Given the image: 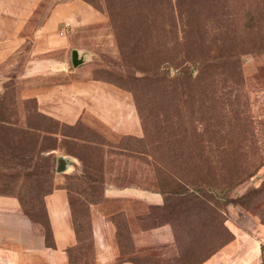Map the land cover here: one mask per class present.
Returning a JSON list of instances; mask_svg holds the SVG:
<instances>
[{"label": "rangeland", "instance_id": "1", "mask_svg": "<svg viewBox=\"0 0 264 264\" xmlns=\"http://www.w3.org/2000/svg\"><path fill=\"white\" fill-rule=\"evenodd\" d=\"M105 6V0L95 3L41 0L35 9L32 17L35 80L28 76L33 60L28 54L29 44L17 50L15 56L6 59L0 67V119L3 117L8 127L0 131V153L6 155L0 156V173L7 175L1 178L13 183V196L17 197L18 192L31 196L27 208L37 220L35 222H44L46 193L59 185L66 187L77 220L84 222V232L80 233V243L73 257L78 264H92L90 205L104 200L108 183L157 190L155 161L149 154L153 145L160 146L157 151L168 150L169 154L177 152L185 157L208 150L214 160L224 156L227 162L234 157L238 160L237 169L225 162L218 167L212 165L205 182L198 181L189 187L197 190L199 199L203 196L212 205L211 227L203 228L201 223L195 222L202 214L198 200L192 204L193 214L186 213V202L190 205L187 196L170 199L167 210L150 209L160 206L150 205L145 213L135 217L138 228L144 231L169 225L171 243L149 235L137 247L125 213L120 211L109 216L116 228L120 260L143 264H193L208 251L233 238L226 226L229 217L239 219L252 215L260 223L264 222V0H196L194 8L200 10L197 18L207 20L208 30H204L208 44L203 43L197 33L186 37L184 32L182 38L183 33L178 28L179 39L171 47L172 52L183 59L182 67L188 68L193 77L198 73V65L191 61L205 56L211 59V97L202 96L199 88L189 86L186 90H198L199 96L176 102L166 99L165 95L161 101L158 98L164 91L161 79L181 74L174 64L163 65L155 71L154 64L158 61L151 65L150 58L159 59L162 43L167 40L169 25L166 21L165 26L164 9L159 5L162 12L158 8L152 19L147 14L148 6L144 9L130 0H113L109 17ZM55 9L59 11V18L46 30L45 24ZM141 12L146 13L145 17L155 27L153 39L146 34L149 23L138 17ZM151 39L160 54L142 52ZM73 49L83 59L76 67L70 60ZM228 54L237 55L238 62L234 58H222ZM130 77H143L144 80L132 83ZM87 79L110 83L129 94L140 121L139 136L113 133L89 117L74 124L62 122L42 112L36 97L22 96L32 86L35 95L46 94L56 86ZM135 84L144 102L140 106L146 111L137 110L130 90ZM166 90L172 91L173 87ZM159 109L160 117L150 114ZM28 121L35 131L30 132L25 127ZM145 130L151 131L153 136H145ZM19 131L28 134L22 135ZM61 134L76 135L83 140L66 139ZM65 141L72 149L70 153L66 152ZM22 151H31L33 156L19 164L14 154ZM60 156L70 157L64 172L56 170ZM33 164L48 167L49 177L34 178L26 173L30 172L26 167ZM245 166L249 167L248 174H242ZM235 172L240 177L234 182L232 179L231 183L230 174ZM176 203L178 206L172 209ZM41 225L45 232L43 223Z\"/></svg>", "mask_w": 264, "mask_h": 264}, {"label": "crops", "instance_id": "2", "mask_svg": "<svg viewBox=\"0 0 264 264\" xmlns=\"http://www.w3.org/2000/svg\"><path fill=\"white\" fill-rule=\"evenodd\" d=\"M40 2L0 0V67L6 59L15 56L17 50L29 44L28 54L33 60L28 76L32 81L35 80V27H32V17ZM57 10L46 22V30L58 20ZM22 96L36 97L42 112L68 124L93 118L113 133L141 134L140 121L129 94L104 81L76 80L56 86L46 94L36 95L32 86ZM161 204L163 196L155 189L108 183L104 200L90 205L91 263L138 264L128 259L120 260L116 228L109 219L115 212L122 211L127 216L137 247L149 235L171 243L169 225L144 231L135 223V217L145 213L148 206ZM44 205L51 232L50 243L45 239L43 226L24 213L17 197L0 194V264H71L70 251L77 245L78 238L67 189L60 186L54 188L45 195ZM231 218L226 221V226L233 238L200 264H264V224L252 215Z\"/></svg>", "mask_w": 264, "mask_h": 264}, {"label": "trees", "instance_id": "3", "mask_svg": "<svg viewBox=\"0 0 264 264\" xmlns=\"http://www.w3.org/2000/svg\"><path fill=\"white\" fill-rule=\"evenodd\" d=\"M85 1L90 2V3H95V1H98V0H85ZM112 2L113 0H105V5H106L105 10L108 12L109 17L111 15L110 13H112V6H111ZM130 2L132 4L136 3L138 5H142L144 9H147L145 7L148 6L149 11L147 14L148 16L152 17V19L154 18V16H156V10L158 8L160 9L159 5L164 9L163 12H164V15H166L165 26H167L166 25V21H167L169 28L167 29V40L164 44L162 43V51H161L162 54H160L159 50H155L154 43L152 42V39H153L152 37L154 36V33H155V27H152V24L149 23V20L147 19V17H145V14H146L145 12L144 13L141 12V15L138 16L140 21L141 20L143 21L145 19L147 23H149L148 33L146 32L145 33L149 34V37L152 38L149 42L146 43V46L144 45L143 51L142 50L141 51L142 52L147 51V52H151L154 54H160L159 59H153L152 57H150L152 59L151 60L152 64L150 63L151 65L154 64L155 60L158 61L157 64H154V66L156 67L155 71L163 65L174 64L179 74H181V76H177L171 79L167 77H163L161 79V83L163 85L164 91H163V94L158 97L160 101L164 98V95L166 96V99L170 101H175V102L179 101L181 98H186V97L194 98V97L199 96V94H197L198 90H195V91H192L191 89L186 90L189 86L193 88H199L201 93L203 94L202 96L211 97L212 77L209 73V67L211 66V59L208 56L201 57V59L194 58L193 61L191 62L195 65H198V73L195 77H193L188 68H186L185 66L182 67L183 59H180L179 57H177V55H175L172 52L173 48L171 47V45L174 44L175 42L177 43L179 39L178 38V28L180 30L179 32L183 33L182 38H184V32H186L185 33L186 37L187 35L190 36L191 33L192 34L197 33L200 36L201 41L205 44H208V39L205 34V30H208L207 20H199V18H197L198 14L200 13V10L197 11L194 8V6H196V0L195 1L194 0H184V2L182 0H161V1L159 0H130ZM182 4L184 5L185 9L183 8ZM253 29H254L253 27L250 28L251 31ZM138 38H140V36H138ZM221 42H223V40ZM222 58L224 60L226 59L230 60L234 58V61L238 62V57L235 54H228L227 56H223ZM238 65L239 63H237V66ZM179 67H181L180 70H178ZM130 79L132 83H138L140 82V80H144L143 77L139 79L137 77H130ZM168 87H173V90L172 91L166 90ZM130 90L134 94L137 110H139L140 112V108H141L144 111H146L144 106H140V105H143L144 102H143L142 96L139 94L140 91L138 89L137 84H135L133 88H131ZM150 114L151 115L155 114L156 117H160L162 115L160 109L152 110L150 111ZM6 123L7 121L4 120L2 117V119H0V131L8 129V127L5 126ZM25 127L28 128L30 132L35 131V127L30 125V121L26 123ZM11 130H15V129H11ZM38 131H41V129H38ZM21 133L22 135L28 134L25 131H22ZM61 135L66 139L70 138L72 140L73 139L83 140L76 135H68V134H61ZM145 136L152 137L153 134L151 133V131L146 132L145 130ZM66 142L67 141H65V144H64V146L67 147L66 152L70 153L72 149L66 145L67 144ZM151 148L152 149H149V154H150V157L155 161L154 170H155L156 183H157L156 187H157V191L161 193L163 196V204H161L160 206L151 207L150 209L157 208L161 210H167L169 208V201H171L172 198L187 196L186 199L187 201L190 202V205H188L189 203L186 202L185 204L186 213H188L189 215L193 214L194 207L192 204L193 202L198 200L196 202L200 203L202 214L196 218L195 222L197 221L198 223H201L200 225L203 228H206L207 226L211 227L212 217L210 220L209 212L212 210V205L203 196H201L202 200L199 199L197 197L198 196L197 190L193 188L189 189V187L196 185L198 181L205 182L206 179L209 178L208 175L210 173L209 171L212 169V165H215L216 167H218L220 163L225 162L231 168L237 169L238 160L233 157L231 160L226 162L223 160L224 156L221 158L215 157V160H214V157L212 153L210 152V150L198 151L193 154L189 153L185 157V156H182L181 153H177V152H170L169 154L167 153L168 150L167 151L165 150L157 151V149L160 148V146L155 147V145H153ZM40 151L42 152L43 150H40ZM30 152L31 151L16 152L14 155L18 157V160H19L18 163L20 164V161H25L24 160L25 158L31 159L33 155L30 154ZM77 154L79 155V153ZM0 156H6V155L0 153ZM80 157L82 158V156ZM252 166L253 164L251 165V167ZM196 167L199 168V170H196L195 169ZM26 168L30 170V172H26V173L32 175L34 178L35 176L39 178L41 175L43 178H46L47 176L49 177L50 175V169L48 167H44V165L37 167L35 166V164H33L32 166L29 165ZM248 170H249V167L245 166L244 170L242 171V174L247 173ZM202 172H204L205 174H203ZM230 175H231L230 176L231 183H232V179L234 182V180L240 177L238 176L236 172ZM1 176H7V175L4 173H0V194L14 195L15 191L13 189V183H10L9 181H7V179H2ZM59 186L66 188L62 185H59ZM51 191H49L48 193H50ZM16 195H17V199L19 200L21 207L24 209L23 210L24 213L29 218H31L33 221H37L30 215V211L27 208V203L28 201H30L31 196L28 194L23 195L21 192L16 193ZM68 195H69V192H68ZM69 202H70L71 210H72L73 224L75 227V231L77 233V238H78L77 245H78V243H80V233L84 232V222H82L81 219L77 220L74 214V210L72 209L73 206L70 201V195H69ZM177 206L178 204L176 203L174 207H172V209L173 208L175 209ZM184 211H185V208H184ZM173 212L175 213L176 211H173ZM147 214L150 215V211ZM40 223L41 224L43 223L45 227V239L47 243H50L51 242L50 241L51 232H50L49 223H48L47 216H46L45 205H44V222H40ZM262 224H264V222H262ZM172 225H174L175 227V223ZM89 230H90V226H89ZM89 232H90L89 240L91 241L92 231L90 230ZM176 238L177 236L175 232V239ZM77 245L73 247L70 251L71 252L70 253L71 264H78L75 261L76 258L73 257V254L75 252V249L77 248ZM218 249L219 248L217 249L214 248L208 251L206 254L202 255L201 258L198 259L193 264H200ZM134 262L138 264H143L140 261H134Z\"/></svg>", "mask_w": 264, "mask_h": 264}, {"label": "water", "instance_id": "4", "mask_svg": "<svg viewBox=\"0 0 264 264\" xmlns=\"http://www.w3.org/2000/svg\"><path fill=\"white\" fill-rule=\"evenodd\" d=\"M70 60L74 67L83 63V59L79 56V52L76 49H73L71 51ZM69 159H70L69 156L58 157L57 166H56L57 172H64L67 169V167L69 166L67 163Z\"/></svg>", "mask_w": 264, "mask_h": 264}, {"label": "built area", "instance_id": "5", "mask_svg": "<svg viewBox=\"0 0 264 264\" xmlns=\"http://www.w3.org/2000/svg\"><path fill=\"white\" fill-rule=\"evenodd\" d=\"M62 34H64V31H63V33Z\"/></svg>", "mask_w": 264, "mask_h": 264}]
</instances>
